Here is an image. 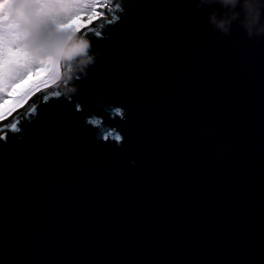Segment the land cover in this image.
Instances as JSON below:
<instances>
[{"label":"water","instance_id":"obj_1","mask_svg":"<svg viewBox=\"0 0 264 264\" xmlns=\"http://www.w3.org/2000/svg\"><path fill=\"white\" fill-rule=\"evenodd\" d=\"M131 3L72 103L37 92L0 122V264H264V37L191 0Z\"/></svg>","mask_w":264,"mask_h":264},{"label":"clouds","instance_id":"obj_2","mask_svg":"<svg viewBox=\"0 0 264 264\" xmlns=\"http://www.w3.org/2000/svg\"><path fill=\"white\" fill-rule=\"evenodd\" d=\"M191 2L197 11L211 9L208 23L223 36L236 24L250 40L259 42L264 37V0ZM132 8L131 0H0V122L37 92L43 93V103L61 98L72 103L79 91L77 82L88 77V69L100 58L93 41L106 39L108 27L118 24ZM25 80L24 88L11 95L14 86ZM36 108L35 103L29 105L26 118L37 116ZM75 109L85 111L78 102ZM103 111L109 119H126L121 106L110 104ZM84 123L96 129L102 143L123 145V134L105 124L103 116L89 110ZM18 124L15 120L5 127L18 132Z\"/></svg>","mask_w":264,"mask_h":264},{"label":"rangeland","instance_id":"obj_3","mask_svg":"<svg viewBox=\"0 0 264 264\" xmlns=\"http://www.w3.org/2000/svg\"><path fill=\"white\" fill-rule=\"evenodd\" d=\"M26 83H28L27 80L21 82V83L18 84V85H15L14 88H13V90H11V95H16V94H17L22 88H24V85H25ZM19 107H21V106H17V109H18Z\"/></svg>","mask_w":264,"mask_h":264}]
</instances>
